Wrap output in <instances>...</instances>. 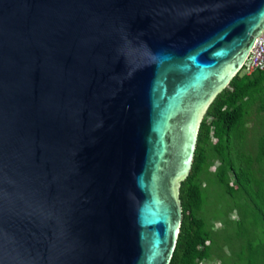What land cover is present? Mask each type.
I'll use <instances>...</instances> for the list:
<instances>
[{"label": "water", "instance_id": "obj_1", "mask_svg": "<svg viewBox=\"0 0 264 264\" xmlns=\"http://www.w3.org/2000/svg\"><path fill=\"white\" fill-rule=\"evenodd\" d=\"M264 0H0V264H168L200 118Z\"/></svg>", "mask_w": 264, "mask_h": 264}, {"label": "trees", "instance_id": "obj_2", "mask_svg": "<svg viewBox=\"0 0 264 264\" xmlns=\"http://www.w3.org/2000/svg\"><path fill=\"white\" fill-rule=\"evenodd\" d=\"M251 115L260 121L254 155L244 152L245 124ZM263 157L264 68L249 74L238 71L200 118L190 168L178 182L181 222L168 264H205L213 257L219 262L210 264H264V196L261 203L254 196L257 189L264 191V171L258 167L257 177L252 167L253 162L263 164ZM210 161L216 162L212 171L208 170ZM209 174L231 199L223 215L233 208L237 211L235 220L228 219L233 225L227 235L213 229L218 216L208 215V219L204 211L203 181Z\"/></svg>", "mask_w": 264, "mask_h": 264}, {"label": "rangeland", "instance_id": "obj_3", "mask_svg": "<svg viewBox=\"0 0 264 264\" xmlns=\"http://www.w3.org/2000/svg\"><path fill=\"white\" fill-rule=\"evenodd\" d=\"M259 122L260 121L257 120V117L255 115H251L245 124V130H246L247 135H248L247 136V142L244 146V152L245 153H250L252 155H254V153H255V147H257L256 138H258V135H259L258 131L260 129V123ZM255 143H256V145H255ZM262 162H263V164L262 163L257 164L256 162L252 163V167L254 169V174L257 177L260 176V172L257 169L258 167L263 169V171H264V168H263L264 167V157L262 158ZM215 164H216L215 161L208 162V170L212 171ZM230 178H232L231 174H230ZM203 186H204L203 191L206 195V201H205V207H204V211L206 213V216L208 217V215H214V214L216 216H218V218L212 222L213 229L214 230H220L221 233L227 235L229 232H231V228L233 225V222L228 220V219L235 220L237 217V211L235 208H233V209L229 210L227 212V214L223 215V212H224V210H227V208L231 202V199L223 192L222 188L218 184L215 183L212 174H209L207 177V180L203 181ZM258 190L259 189L256 190V195L254 194V196H255L256 200L259 203H261V200H263L264 191L262 189L259 191ZM220 218L223 220L221 221ZM208 219H210V218L208 217ZM225 219L227 220V223H225V226H224V220ZM235 241H237V240L235 239ZM222 250H223L224 254H227V251H228L227 244H226V246H223ZM218 262H219V260H217L213 257L212 259L206 260L205 264L218 263Z\"/></svg>", "mask_w": 264, "mask_h": 264}, {"label": "built area", "instance_id": "obj_4", "mask_svg": "<svg viewBox=\"0 0 264 264\" xmlns=\"http://www.w3.org/2000/svg\"><path fill=\"white\" fill-rule=\"evenodd\" d=\"M264 68V29L255 39L250 51L244 59L240 71L249 74L252 71Z\"/></svg>", "mask_w": 264, "mask_h": 264}, {"label": "clouds", "instance_id": "obj_5", "mask_svg": "<svg viewBox=\"0 0 264 264\" xmlns=\"http://www.w3.org/2000/svg\"><path fill=\"white\" fill-rule=\"evenodd\" d=\"M238 71L240 72V69H239ZM238 71H237V72H238ZM240 73H241V72H240Z\"/></svg>", "mask_w": 264, "mask_h": 264}]
</instances>
